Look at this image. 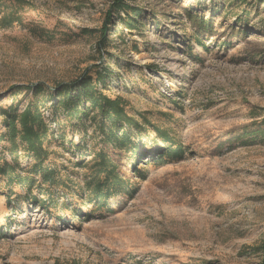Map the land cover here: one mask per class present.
I'll return each mask as SVG.
<instances>
[{
	"label": "rangeland",
	"instance_id": "374dc122",
	"mask_svg": "<svg viewBox=\"0 0 264 264\" xmlns=\"http://www.w3.org/2000/svg\"><path fill=\"white\" fill-rule=\"evenodd\" d=\"M115 1L0 0V164L33 179L0 176V264H264V0ZM87 83L125 101L130 145L104 139ZM28 105L47 127L48 194L2 137ZM154 128L180 157L155 160ZM99 152L135 193L95 210Z\"/></svg>",
	"mask_w": 264,
	"mask_h": 264
},
{
	"label": "trees",
	"instance_id": "16d2710c",
	"mask_svg": "<svg viewBox=\"0 0 264 264\" xmlns=\"http://www.w3.org/2000/svg\"><path fill=\"white\" fill-rule=\"evenodd\" d=\"M112 11L116 9L124 11L128 14V11L138 12L137 8H131L125 4V0H116L112 5ZM189 17H191L189 15ZM110 23V15L108 14L105 20V26L103 27V35L106 31V25ZM199 28H206V24L200 19ZM244 32H238L241 34ZM104 40L99 42V49L103 46ZM103 71L97 72L98 77H102ZM85 83V82H84ZM83 85V84H82ZM34 90L39 91L42 86H30L28 88H17V90ZM81 95L86 98L89 102V109L96 110L97 115L100 118L98 129L105 140L113 143L116 147H123L130 145L129 132H123L120 136L117 134L118 131L126 126L127 129L137 127V123L134 118L130 117L126 111V103L122 98H116L114 100L105 96L104 94L94 91L89 83L84 84L81 90ZM80 95L77 97L79 102ZM73 105V112L77 116H85L86 112L83 110L78 111L77 105ZM7 133L2 136L7 138L11 147L10 156H16L19 146H24L28 154L31 155L34 164L31 166L29 174L38 175L41 178L42 186H46V194L49 193V189L55 184V171L44 166V162L48 158V151L44 147V141L47 136V127L43 122L41 114L33 109L31 105H28L20 114L14 110L7 117L5 122ZM258 128L252 132L255 141L264 142V123L258 124ZM156 138L160 139L164 149L159 150L156 161H160L163 156H169L171 158L181 156L182 149L180 146L173 148V140L170 139L169 134L159 128H154ZM158 151V150H157ZM158 151V152H159ZM153 160V161H155ZM0 176H8L9 183L15 181L18 184H23L24 181H29L33 184V179L22 178L18 174H15L14 168L9 166L7 163L0 164ZM84 191L88 193L87 199L93 200L96 204L95 210H101L109 207V201L116 199L119 196L127 195L131 197L135 193V189H131L129 182L122 178L103 152H99L95 155L92 161V174L86 180L84 185ZM52 201L49 194L47 200L43 203ZM94 210V211H95Z\"/></svg>",
	"mask_w": 264,
	"mask_h": 264
},
{
	"label": "bare ground",
	"instance_id": "6f19581e",
	"mask_svg": "<svg viewBox=\"0 0 264 264\" xmlns=\"http://www.w3.org/2000/svg\"><path fill=\"white\" fill-rule=\"evenodd\" d=\"M166 81H167V82H168V84H169V81H170V79H169V78H167V79H166Z\"/></svg>",
	"mask_w": 264,
	"mask_h": 264
}]
</instances>
